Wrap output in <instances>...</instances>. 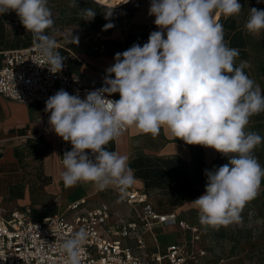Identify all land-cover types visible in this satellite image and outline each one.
Masks as SVG:
<instances>
[{
	"label": "clouds",
	"instance_id": "1",
	"mask_svg": "<svg viewBox=\"0 0 264 264\" xmlns=\"http://www.w3.org/2000/svg\"><path fill=\"white\" fill-rule=\"evenodd\" d=\"M242 8L238 0H151L149 15L158 30L143 46L133 44L115 54L104 86L84 99L63 89L47 99L44 111L50 113L51 130L72 145L62 157L65 187L90 183L100 191L112 187L125 193L136 182L134 170L128 156L106 146L127 128L153 137L167 128L188 145L228 158L218 168L205 169V192L190 202L200 224L218 229L241 222L243 209L259 195L264 180V166L254 155L264 137L246 131L250 118L264 113V90L245 73L247 61L235 63L239 49L229 47L217 18L237 16ZM10 11L33 34L48 69L61 71L65 57L46 31L55 25L48 0H0V15ZM80 14L91 21L96 11L88 7ZM110 15L105 12L106 18ZM245 29L252 35L264 32V10L250 8ZM115 93L119 100L107 98ZM88 238L81 227L59 243L63 264H81Z\"/></svg>",
	"mask_w": 264,
	"mask_h": 264
},
{
	"label": "rangeland",
	"instance_id": "2",
	"mask_svg": "<svg viewBox=\"0 0 264 264\" xmlns=\"http://www.w3.org/2000/svg\"><path fill=\"white\" fill-rule=\"evenodd\" d=\"M238 2L243 8L239 15L232 18L241 27L248 58L236 59V64L239 65L241 61H247L250 66L244 69L245 73L264 90V32L260 35H252L245 29L250 8L264 10V0H238ZM70 3H75L77 7H70ZM94 3L103 6L101 13L105 16L109 7L95 0H90V2L48 0V7L52 11L55 25L54 29L46 31L48 34L54 35L57 44L69 49L78 58L77 60H80L83 71L88 66L103 73L101 67L96 68L91 65V62L95 58L102 60L103 57L115 55L120 39L111 37L109 29L95 30L86 27V20H83L80 9L88 7L94 9ZM223 19L225 18L223 17ZM97 32H100V35ZM73 37H78L79 42L75 43ZM32 41L33 34L24 28L14 11L0 15V49L21 47ZM81 74L84 73L81 71ZM84 77L88 80L86 74ZM92 85L99 86L100 83L92 82ZM246 131L256 132L264 137V113L252 116ZM130 146L134 149L130 154L129 161L140 154L152 157L170 155L183 159L189 167L199 166L209 170L228 163V158L214 149L188 145L173 137L168 129L165 133L163 128L156 137L143 133L131 137ZM176 146L182 148L179 155L162 153L166 147L168 152L174 150ZM49 148V145L43 141L29 139L5 146L1 145V164L10 162V164H14V169L18 170L13 173L15 170L11 166H2L0 209L3 212L8 214L13 209H28L32 216H42L57 210L61 212L66 207V199L60 203V198L64 197L65 190L62 188L63 191L56 193V189L51 185V178L45 173L43 157L50 153ZM254 155L261 166H264V141L256 147ZM140 191L147 194V198L152 202L155 210L160 212L174 210L189 226L198 229L199 239L193 244L189 241L191 238L189 230L176 227L155 229L160 249L165 248L167 244L180 242L185 243L189 252L196 248L205 250V254L198 258V264H264V180L261 182L259 195L243 209L241 222L227 227L221 226L218 229L202 226L199 222L198 211L191 203L184 201L171 207L165 203L167 196L162 190L150 189L146 191L142 186ZM111 192L109 198L117 204L115 212L119 215L134 216V212L124 201V196L119 191L112 190ZM204 192L205 188L199 196ZM151 248L153 249V247Z\"/></svg>",
	"mask_w": 264,
	"mask_h": 264
},
{
	"label": "built area",
	"instance_id": "3",
	"mask_svg": "<svg viewBox=\"0 0 264 264\" xmlns=\"http://www.w3.org/2000/svg\"><path fill=\"white\" fill-rule=\"evenodd\" d=\"M95 1L112 8L127 2ZM56 50L65 60L61 71L52 73L50 65L38 55L34 41L26 46L0 49V95L23 104H38L44 125H49L50 115L44 111L45 102L57 91L63 89L84 99L88 92L102 87L89 85L83 74L70 69V60L78 58L69 49L57 44ZM107 98L120 99L117 93ZM106 147L109 150L110 143ZM71 148L70 142L56 134L60 163ZM124 201L134 216L119 215L107 204L86 206L84 199L70 202L61 212L42 216H32L28 209H13L8 214L0 209V264H63L59 243L81 227L89 232L81 264H198V258L205 254L203 249L189 252L185 243L180 242L168 244L163 251L158 244L149 249L145 238L149 233L157 242L154 227L175 226L189 230L193 244L199 239L196 227L189 226L174 210H155L142 191L128 189Z\"/></svg>",
	"mask_w": 264,
	"mask_h": 264
},
{
	"label": "crops",
	"instance_id": "4",
	"mask_svg": "<svg viewBox=\"0 0 264 264\" xmlns=\"http://www.w3.org/2000/svg\"><path fill=\"white\" fill-rule=\"evenodd\" d=\"M150 3L151 0H132L120 7L108 8V11H111V15L107 18V21L108 24L113 25L111 28H108L110 35L113 38L120 39L116 53L127 50L133 44H140L141 46H143L144 43H147L150 33L152 31L158 30L156 25L154 24L155 17L149 15ZM114 56L115 55H112L110 57L106 56L103 57L102 60H100L99 58H95L94 61L91 62V65H93L94 67H101L104 71L103 73L97 72L95 68H91L88 66L86 67V70L83 71L82 64L80 66L79 72L81 73L82 71V73H84V76L86 74V78H88V80H86L89 85L94 86L92 85V82H98L100 83V85H103L104 78L107 74L106 69L113 65ZM112 78H114V75ZM163 130L165 133L167 132V128H163ZM140 134L142 133H140L139 130H137L135 127L127 128V130L124 131L119 138L113 141V151L121 155H126L129 158L134 149V147L130 146L131 137H136ZM28 139L32 141L37 140L38 142L43 141L49 145L50 153L43 157V165L45 173L51 178V185L56 189V193L65 190L64 197H61L62 199L60 198V203L63 199L67 200V205L70 202L84 199L86 206L91 207L100 204H107L113 212L117 210L116 202L111 201V198H109L112 190L118 191L112 187L100 191L90 183H78L75 187L71 188H67L64 186L60 176V173L62 171V163H60L57 159L56 133L51 130L49 125H44L41 119V111L38 104H23L6 99L2 95H0V147L1 145L5 146L6 144H10L16 141H25ZM179 146H176L174 150L168 152V148L166 147V149H164L162 153H174L179 155L180 149H182ZM1 151L2 150L0 149V152ZM1 159L0 172L2 170V166L9 165L11 166V168H15L14 164H10V162L1 164ZM14 170L15 171L13 173H16L18 171L17 169ZM142 186V181L136 178V182L132 185V187H129L128 189L136 188L140 191ZM62 188L63 190H61ZM122 195L124 196V193ZM95 201L97 202L94 203ZM190 202L191 200L186 201L185 203ZM66 207L63 210H65ZM161 228L162 227L156 226L154 227V230H159ZM145 238L149 249H152L151 247L154 248V246L158 244L153 240L149 233L145 234ZM164 249L165 248L160 249V251H163Z\"/></svg>",
	"mask_w": 264,
	"mask_h": 264
},
{
	"label": "trees",
	"instance_id": "5",
	"mask_svg": "<svg viewBox=\"0 0 264 264\" xmlns=\"http://www.w3.org/2000/svg\"><path fill=\"white\" fill-rule=\"evenodd\" d=\"M83 1L90 2V0ZM94 6L96 15L91 21H85V25L95 30H102L108 24L106 16L101 13L103 6L95 3ZM218 21L224 26L225 41L228 42L229 47L239 49L240 55L237 59H247L248 52L241 27L232 17L223 19L222 16H219ZM80 66L79 60H70L71 70L79 71ZM99 86H104V84ZM109 150H114L113 141L110 142ZM128 163L134 170L135 177L142 181L144 189L146 191L150 189L162 190L167 196L165 203L171 207L184 201L194 200L205 188L207 180L205 169L207 168L189 167L183 159L176 156L152 157L140 154L133 157Z\"/></svg>",
	"mask_w": 264,
	"mask_h": 264
},
{
	"label": "bare ground",
	"instance_id": "6",
	"mask_svg": "<svg viewBox=\"0 0 264 264\" xmlns=\"http://www.w3.org/2000/svg\"><path fill=\"white\" fill-rule=\"evenodd\" d=\"M102 1H104V0H102ZM114 2H116V0H113Z\"/></svg>",
	"mask_w": 264,
	"mask_h": 264
}]
</instances>
